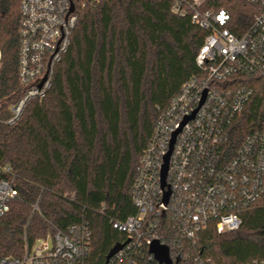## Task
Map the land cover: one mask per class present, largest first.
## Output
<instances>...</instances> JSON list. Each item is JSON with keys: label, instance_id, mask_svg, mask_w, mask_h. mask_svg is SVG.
I'll return each instance as SVG.
<instances>
[{"label": "trees", "instance_id": "trees-1", "mask_svg": "<svg viewBox=\"0 0 264 264\" xmlns=\"http://www.w3.org/2000/svg\"><path fill=\"white\" fill-rule=\"evenodd\" d=\"M174 1L75 0L78 21L47 95L10 123L27 90L18 75L21 12L20 0H0V161L19 190L0 216V258L21 256L27 244L75 223L90 230V264H106L109 250L127 240L113 220L136 212L130 190L159 109L199 72L196 56L208 34L174 12ZM206 7L224 8L237 36L258 10L245 0H206ZM235 78L254 93L230 128L233 150L264 128V77ZM159 221L156 233L174 260L180 256L177 264L264 261V205L244 212L238 229L219 233L210 225L195 240L174 236L167 215ZM146 256L137 254L135 264H158Z\"/></svg>", "mask_w": 264, "mask_h": 264}, {"label": "built area", "instance_id": "built-area-1", "mask_svg": "<svg viewBox=\"0 0 264 264\" xmlns=\"http://www.w3.org/2000/svg\"><path fill=\"white\" fill-rule=\"evenodd\" d=\"M98 1L80 0V5ZM245 1L258 10L242 36L227 26L230 14L224 8H208L206 0L173 2L174 12L189 16L194 24L208 30L196 56L200 70L183 83L166 107L159 109L130 190L136 212L113 220L128 242L110 264H135L139 253L154 258L144 248L147 245L149 251L154 238L166 243L156 233L162 215L172 220L174 236L195 240L210 225L219 233L238 229L244 212L264 205V128L248 133L238 148H230V128L254 93L251 87L239 85L235 77H264V0ZM20 12L18 75L27 90L13 105L10 123L21 117L31 99L47 95L53 66L67 51L78 21L75 0H20ZM169 151L163 187L162 167ZM11 174L10 166L0 161V216L19 196ZM166 190H170L167 202ZM49 237L52 246L47 242ZM39 240L43 241L37 247ZM89 240L88 226L75 223L66 231L57 230L27 244L21 256L1 257L0 264H90L86 249ZM243 264L264 261L253 259Z\"/></svg>", "mask_w": 264, "mask_h": 264}, {"label": "water", "instance_id": "water-1", "mask_svg": "<svg viewBox=\"0 0 264 264\" xmlns=\"http://www.w3.org/2000/svg\"><path fill=\"white\" fill-rule=\"evenodd\" d=\"M72 8H73V4H72ZM47 76H45L41 82L40 85L44 82V80L46 79ZM204 100V98H203ZM202 100V102H203ZM193 115H191L190 117H188L183 124L190 118H192ZM177 133V132H176ZM172 139L171 142V148L172 145L174 143L175 140V135ZM171 151V150H170ZM170 151L169 153L165 156V162L163 164L162 167V185L163 187L165 186L166 183V175H167V170H168V161H169V156H170ZM170 196V190H166L165 194H164V201L167 202ZM128 242H119L117 244H115L108 252L107 256H106V264H108L109 260L121 249L124 247V245ZM149 252L152 253L154 255L155 260L158 262V264H177V262L180 259V256H178L176 258V260L173 259V257L171 256L170 253V247L168 244L161 242V240L159 238H154L150 244H149Z\"/></svg>", "mask_w": 264, "mask_h": 264}, {"label": "rangeland", "instance_id": "rangeland-1", "mask_svg": "<svg viewBox=\"0 0 264 264\" xmlns=\"http://www.w3.org/2000/svg\"><path fill=\"white\" fill-rule=\"evenodd\" d=\"M42 241H43V240H39V241L36 243V246L39 247V246L41 245ZM44 241H46V240H44ZM47 242H48V244H49L50 246H52V245H53V239H52V237H49V238L47 239Z\"/></svg>", "mask_w": 264, "mask_h": 264}]
</instances>
